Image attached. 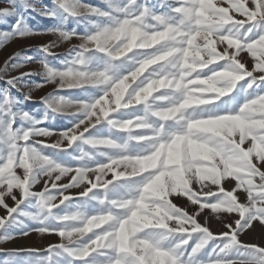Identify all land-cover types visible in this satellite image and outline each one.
<instances>
[{
	"label": "clouds",
	"instance_id": "clouds-1",
	"mask_svg": "<svg viewBox=\"0 0 264 264\" xmlns=\"http://www.w3.org/2000/svg\"><path fill=\"white\" fill-rule=\"evenodd\" d=\"M0 34L50 37L0 63V264H264V0H0Z\"/></svg>",
	"mask_w": 264,
	"mask_h": 264
},
{
	"label": "rangeland",
	"instance_id": "rangeland-1",
	"mask_svg": "<svg viewBox=\"0 0 264 264\" xmlns=\"http://www.w3.org/2000/svg\"><path fill=\"white\" fill-rule=\"evenodd\" d=\"M32 23L37 27L41 28L44 25L48 23L47 20H42L39 16H36L33 20ZM2 35V34H0ZM50 37L44 36V35H38V36H33L30 39H19L16 40L12 45L9 46L7 49L0 50V63H2L3 59L6 58V55L10 54L12 50L16 49H28L30 45H35L39 43L46 42ZM29 54L31 52L29 51ZM30 107L32 105H29ZM230 186V185H226ZM240 195L241 199L244 198V193H238ZM179 203H185L184 201H178ZM4 215V210L0 209V216ZM213 227L218 228V226L213 222ZM223 230V229H221ZM246 239L248 240H257V239H264V230H261L259 225L256 226L254 231H251L246 234ZM45 242L43 241H37L34 238L32 239H26V240H19L17 241L18 246H34V247H42Z\"/></svg>",
	"mask_w": 264,
	"mask_h": 264
}]
</instances>
